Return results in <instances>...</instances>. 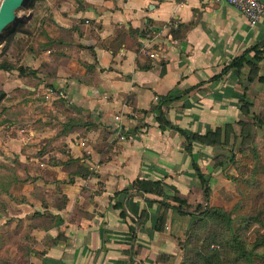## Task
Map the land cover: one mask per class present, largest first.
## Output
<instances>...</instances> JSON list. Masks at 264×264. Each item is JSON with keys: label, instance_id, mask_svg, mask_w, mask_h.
<instances>
[{"label": "crops", "instance_id": "0c3cea01", "mask_svg": "<svg viewBox=\"0 0 264 264\" xmlns=\"http://www.w3.org/2000/svg\"><path fill=\"white\" fill-rule=\"evenodd\" d=\"M43 4L38 22L43 27L24 64L38 70L48 64L38 73L44 80L38 88L48 96L52 124L36 129L39 146L24 141L22 150L15 138L1 144L0 161L16 167L15 198L17 192L26 199L0 192L10 206L7 214L0 212V233L24 237L22 245L30 248L26 264H180L183 250L171 234L173 223L190 227L199 205L231 207L240 198L226 176L230 161L221 159L230 150L194 140L189 152L187 138L237 126L244 106L264 102V56L254 59L258 73L252 81L248 63L214 78L264 41V17L252 28L234 6L211 0ZM177 24L191 25L179 39L171 36ZM254 55L251 51L247 58ZM62 92L72 101L66 109L58 98ZM168 96L180 98L168 102L171 124H163L154 107ZM25 102L23 116H28L33 102ZM116 116L122 117L125 139L119 137ZM68 119L77 128L63 133ZM74 158L84 166L76 175L51 163ZM197 168L211 189L208 196ZM143 179L159 181L167 194L182 197L189 214L181 215L171 200L174 207L158 228L162 196L141 192ZM35 187L44 198L33 196ZM57 189L62 207L54 203ZM18 220L23 228L16 234ZM7 222L14 223L12 229L3 228ZM1 249L23 256L15 241Z\"/></svg>", "mask_w": 264, "mask_h": 264}, {"label": "trees", "instance_id": "16d2710c", "mask_svg": "<svg viewBox=\"0 0 264 264\" xmlns=\"http://www.w3.org/2000/svg\"><path fill=\"white\" fill-rule=\"evenodd\" d=\"M38 1L42 0H27L23 7L34 9L36 8L35 5ZM38 22L39 20L30 22L23 21L19 22L16 27H8L3 34L1 55L10 54L12 57H18L19 60L22 54L24 55L26 52L31 51L33 49L31 40L35 37L37 31L42 26ZM34 24H36V29ZM190 26L182 24L175 25L171 28V36L175 39L181 38L183 33H185L184 29H188ZM133 32L134 31H132V33ZM20 33L23 34V37H18V34ZM120 39H123V37L121 36ZM41 49L42 47L40 50ZM251 51H255L253 59L247 58ZM262 56H264V41L259 45L252 46L241 56L235 57L222 69V72L214 78L220 79L230 70H240L245 63H248L251 66L249 80L252 81L258 73V66L254 62V59L260 60ZM47 67L48 64L46 63L43 64V67L40 70L22 65L16 66L15 63L13 64L8 60H3L0 63V70H17L24 78L27 77L34 79L33 86L36 87H39L38 85L43 81L42 78L38 76V73L43 72V70L46 71ZM177 98L180 97L168 96L159 98L158 103L154 107V111L158 112V121L160 123L171 124L166 117L168 110L167 104L169 101ZM62 100L63 99H61V101ZM248 105L249 104L242 108L245 113L249 110ZM7 113L8 112L6 111L3 114L6 115ZM8 114L7 120L11 118V114ZM14 114L17 115L18 113ZM256 117L258 123L264 122L262 117ZM3 120L6 122L5 119ZM72 122V119H68L63 125L61 131L67 133L74 128L76 129L77 126H72ZM172 126L174 127V125ZM243 127L246 128L247 125H243ZM230 128L232 129V124H228L226 130H224L228 132L229 130L227 129ZM222 131V128H219L204 135L198 133L189 135L187 138L186 149L189 152L191 151L192 141L194 140L203 143L211 141L213 145L223 147L227 143L228 138L222 141ZM249 141H253L252 131L245 130L243 132V148L241 149L240 159L237 160L236 154L232 151H229V154H225L226 157H221V159L228 158L238 172V174L234 175L232 179L236 182L240 199L231 207L199 205L197 208L199 216L190 227L185 221H177L173 223L171 234L179 241L180 247L183 250V257L180 264H264V232L257 230L254 241H251L248 235V231L252 225H264V164L260 159V152L258 149L249 147V144L251 143ZM51 163L60 164L63 169L71 175L80 173L84 168L82 161L78 158L70 159L68 162L60 161ZM249 166H251V172L250 175L247 176L246 170ZM197 172L201 182L207 187L206 195L208 196L211 190L208 186V182L198 168ZM85 176H87V174H85ZM16 181H18L16 167H11L0 162V192H4L5 195L14 199L15 195L12 188ZM54 181L57 182L56 178H54ZM138 189L141 190V192L162 196V200L159 201L161 211L157 224L158 228H161L162 224L165 223L168 209L174 207L171 204V200L176 201L174 208H176L181 215L189 214L187 211L190 209L189 204H187V202L180 196L177 197V195L171 196L167 194L163 185L159 181L143 179L139 184ZM53 195L55 196L54 203L57 206L62 207V199L64 197H61L60 189H57ZM33 196L44 198L45 195L40 187H35ZM23 199H26V197L23 196ZM46 206L47 205H45V207ZM116 206L120 207L118 204ZM9 209V203L3 198H0V212L7 214ZM43 222L46 227L51 225V222H48L47 219ZM22 228L23 221L18 220L16 226L17 231ZM0 236H2L1 233ZM23 239V236L15 239V242L19 243V250H21L23 256L21 258L12 257L11 254L0 256V264H26L24 263L25 261H23V257L27 258V256H29L30 248L22 245Z\"/></svg>", "mask_w": 264, "mask_h": 264}, {"label": "rangeland", "instance_id": "374dc122", "mask_svg": "<svg viewBox=\"0 0 264 264\" xmlns=\"http://www.w3.org/2000/svg\"><path fill=\"white\" fill-rule=\"evenodd\" d=\"M1 2L2 0H0V4ZM43 2L44 0L38 1L35 5L36 8L34 9H28L26 7L20 8L17 11L18 23L23 21L25 22L36 21V20L42 21V17H41L42 13L40 12L42 11V7L44 5ZM17 24L14 27H16ZM34 27L36 29V24H34ZM42 27L43 26H41V28L37 31L35 37L31 40V45L33 49L30 52H35L36 37L38 35V32L42 29ZM18 37H23V34L22 33L18 34ZM2 46L3 43H1L0 45V63L3 60H8L13 64L15 63L16 66L19 65L25 66L24 63L27 52L24 55L22 54L21 58L18 60V57H12L10 54L1 55ZM43 82L44 80L42 81L41 84H43ZM33 84H34V79L32 78L24 79L23 75L19 74V71L17 70H13V71L0 70V94L5 93V97L0 101V147L1 144L5 143L8 138H15L19 142L22 150H23L24 141L29 147L39 146L42 143L41 139L35 140L36 139L35 138L29 141L28 136L31 133H33L35 137L36 129H41L45 125V123L52 124L49 122V118L52 117L49 111L52 110L49 109L50 106L49 104L46 103L48 96L46 95L43 89L40 90L38 87L33 86ZM50 91L51 89L49 90V93ZM51 97H52L51 100L54 101L53 96ZM58 98H62V97L58 95ZM23 100L26 101L25 102L26 104H28V102L30 101L31 103L33 102L31 107H29L28 109L29 111L28 116H26L27 113L26 115L23 116ZM62 101H63L64 109H66L69 106V103H67L68 101H66V99ZM248 106H249L248 112L246 113L244 112L245 113L244 120L236 122L237 126L232 125V129L231 128L227 129L229 130L228 132L224 130L225 127L222 128L223 130L222 141L228 138L227 143L223 147L235 153L236 159L239 160L241 156V149L243 148V132L245 130H251L253 141L252 142L249 141L251 142L249 144V147L258 149V151L260 152V159L264 164V122L258 123L257 122L258 119L256 117L259 116L264 119V102H262V104L257 107L253 106V104L252 105L250 104ZM6 111L9 114H11V118L9 120H7L8 113L6 115L3 114ZM14 113H18V114L15 115ZM3 119H5L6 122H4ZM243 125H247V127L245 128L243 127ZM0 162L3 163L2 161ZM15 162H19V161L15 159ZM246 172H247L246 175L249 176L251 172V166L247 168ZM226 173H227L226 174L227 178L235 183L238 192L236 182L232 179V177L234 175H237L238 172L235 166L231 162H230V167ZM15 193L16 195H18L17 196L18 198L17 197L15 198L16 201H18L17 199H20L21 197L23 198V194L17 192ZM10 224H8L7 222L5 226L3 225L2 226L3 228L10 230L12 229L11 227H13L14 223L12 226H10ZM257 230H261L262 232H264V225L254 224L250 227L248 231V235L251 241L255 240V235ZM18 232L19 230L16 232V234H18ZM10 235L11 234L0 236V256H7L9 254L12 255L11 252L3 251V249H1L6 242L10 243V241L11 242L15 241V237H11Z\"/></svg>", "mask_w": 264, "mask_h": 264}, {"label": "built area", "instance_id": "2783aa9c", "mask_svg": "<svg viewBox=\"0 0 264 264\" xmlns=\"http://www.w3.org/2000/svg\"><path fill=\"white\" fill-rule=\"evenodd\" d=\"M212 4L219 5L221 3H227L229 5L234 6L242 16H244L248 22L249 25L254 28L258 23L261 21V19L264 17V1L263 0H211ZM88 22V20L86 21ZM150 57H155V53H150ZM60 96L62 98L67 99L68 103L71 104L72 101L68 98L66 94L63 92L60 93ZM116 120L119 122L118 126V134L121 139H125V135L123 134V127H122V117L116 116ZM34 138V134L31 133L28 136L29 140H32Z\"/></svg>", "mask_w": 264, "mask_h": 264}, {"label": "water", "instance_id": "95a60500", "mask_svg": "<svg viewBox=\"0 0 264 264\" xmlns=\"http://www.w3.org/2000/svg\"><path fill=\"white\" fill-rule=\"evenodd\" d=\"M27 0H2L0 4V45L4 31L18 23L17 11L23 7ZM5 97V93L0 94V101ZM77 125H85V123H77Z\"/></svg>", "mask_w": 264, "mask_h": 264}]
</instances>
